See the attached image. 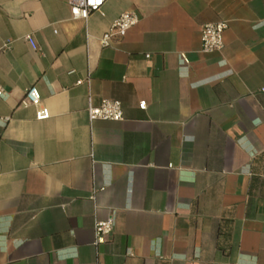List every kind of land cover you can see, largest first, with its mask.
<instances>
[{
	"label": "crops",
	"instance_id": "crops-1",
	"mask_svg": "<svg viewBox=\"0 0 264 264\" xmlns=\"http://www.w3.org/2000/svg\"><path fill=\"white\" fill-rule=\"evenodd\" d=\"M0 91V264H264V0H0Z\"/></svg>",
	"mask_w": 264,
	"mask_h": 264
},
{
	"label": "built area",
	"instance_id": "built-area-1",
	"mask_svg": "<svg viewBox=\"0 0 264 264\" xmlns=\"http://www.w3.org/2000/svg\"><path fill=\"white\" fill-rule=\"evenodd\" d=\"M105 0H67L70 14L73 19H86L88 15L99 9ZM138 19L132 12H123L119 14L110 24L109 28L101 36V44L108 45L113 36H123L125 33L137 23ZM227 22L216 21L207 22L201 26L200 41L201 51L213 52L220 51L224 46V32L227 29ZM31 47L36 48L30 35L26 36ZM8 44H5V47ZM181 62L184 61V56L181 55ZM80 82V81H79ZM1 93V91H0ZM24 105H32L36 108V118H45V112L40 107L41 99L38 90L35 86L26 89L21 101ZM145 105L144 101L139 103L140 107ZM87 117L90 121L105 120V121H120L122 119L121 103L118 100L103 98L100 103L93 105L88 103ZM96 241H103L113 229V219L109 217L105 220L96 221L94 224Z\"/></svg>",
	"mask_w": 264,
	"mask_h": 264
}]
</instances>
